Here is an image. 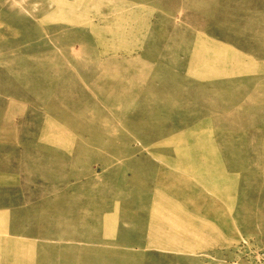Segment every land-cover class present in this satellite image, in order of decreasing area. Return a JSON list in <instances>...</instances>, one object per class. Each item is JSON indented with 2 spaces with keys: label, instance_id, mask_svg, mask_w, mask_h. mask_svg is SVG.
Listing matches in <instances>:
<instances>
[{
  "label": "rangeland",
  "instance_id": "374dc122",
  "mask_svg": "<svg viewBox=\"0 0 264 264\" xmlns=\"http://www.w3.org/2000/svg\"><path fill=\"white\" fill-rule=\"evenodd\" d=\"M0 264H264V0H0Z\"/></svg>",
  "mask_w": 264,
  "mask_h": 264
}]
</instances>
